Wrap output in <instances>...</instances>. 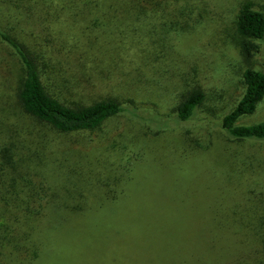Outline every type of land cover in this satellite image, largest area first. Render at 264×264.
<instances>
[{"label":"rangeland","instance_id":"rangeland-1","mask_svg":"<svg viewBox=\"0 0 264 264\" xmlns=\"http://www.w3.org/2000/svg\"><path fill=\"white\" fill-rule=\"evenodd\" d=\"M165 1L160 3L163 7L146 8V14L139 17L131 0H0V28L36 52L54 53L60 60L54 62H63L68 73L74 64L63 56L75 51L86 57L80 59L87 63L86 70L68 74L75 81H86L88 87L79 83V89L87 91L89 98L128 100L140 116L115 118L98 133L55 135L61 144L51 148L63 174L71 169L94 172L98 177H93L95 182L103 187L118 186L125 201L70 220L58 239L60 244L56 239L54 245L47 246L51 257L37 264H197L200 260L224 264L236 255V245L227 233L229 224L222 225L225 230L219 227L216 216L224 220L226 215L220 208L222 198L229 199L230 207L235 205L231 197L237 184L241 193L253 190L264 196V172L260 170L264 143L246 144L256 154L257 168L255 178L248 182L249 191L242 178L223 179V169L211 175L209 167L220 157L216 152H202L199 158L193 155L185 160L175 143L188 139L208 146L227 140L219 118L242 94L243 63L230 40L238 6L244 0L202 1L191 7L194 13L185 7L184 16L176 1ZM254 1L264 4V0ZM199 13L203 20L198 26L191 22V32L181 36L175 32L190 22L189 14ZM151 54L156 56L149 61ZM0 60L3 68L2 62L11 63L12 58L5 52ZM253 60L255 68L264 70V46ZM187 79L206 91L204 106L195 118L181 125L166 127L159 119L156 122V114L163 117L171 110ZM0 93L2 99L3 91ZM1 99L0 110L7 109ZM261 121L264 103L240 124ZM6 122L9 124L8 119ZM158 130L162 132L157 136ZM28 132L34 133L31 124ZM27 138L34 140L32 144L39 142L36 135L28 133ZM232 149L238 161L236 146ZM208 158L210 163L204 164ZM60 179L66 191L70 184L65 175ZM90 186H86L89 192ZM90 193L98 195L99 190ZM241 207L244 210L246 202ZM244 230L241 227V235ZM243 253L245 264H253L259 257L257 248L241 243Z\"/></svg>","mask_w":264,"mask_h":264},{"label":"trees","instance_id":"trees-1","mask_svg":"<svg viewBox=\"0 0 264 264\" xmlns=\"http://www.w3.org/2000/svg\"><path fill=\"white\" fill-rule=\"evenodd\" d=\"M131 1H134L135 4L130 5L139 17L146 14V8L163 7V3H160L166 2ZM174 1L180 6L181 15L184 16L188 9L194 13L191 7L202 1L206 4L207 0ZM122 10L124 12L125 7H122ZM188 17L190 22L174 29L180 36L192 31L191 22L198 26L202 22L199 20H203L202 13L198 16L189 14ZM233 31L230 45H233L241 56L243 88L232 109L219 118L220 130L227 140H218V143L215 141L208 146L188 139L176 140L175 148L180 149L181 157L185 160H189L193 155L199 158V153L202 152L207 155L216 152L220 157L215 160L216 155L214 156L215 161L209 167L211 175H217L218 169L221 172L223 169V172H226L223 179L233 181L235 177L242 178L245 182H241L245 183L244 187L249 191L251 188L248 182L255 178L257 168L254 165L256 154L247 149L246 144L264 143V121L249 125L240 122L255 115L264 103V70L253 66L254 56L262 51L264 46V4L254 0L241 1ZM152 43L156 45L155 42ZM0 46L3 49L0 55L3 57L6 52L12 58L11 63L2 62L6 66L0 67V91H3L0 99L8 107L0 110V264H37L46 257H51L52 250L47 246L54 245L56 239L58 245L60 244L58 239L60 240V235L62 238L61 232L70 220L87 217L96 212L94 209L101 210L109 204H121L125 201L118 186L104 185L108 187L106 189L95 182L93 177H98L94 172L85 174L71 169L63 174V168L58 159L53 157L51 148L55 143L61 144V140L56 136L98 133L115 118L123 115L140 117L139 110L132 108L128 100L113 97L89 98L91 96L87 91L80 90V84H83L84 89L88 87L86 81H75L68 74L75 75L81 68L86 70L87 63H81L80 59L87 58L78 56L75 51L63 56L74 64L73 71L70 68L68 73L63 62H54V59L60 61L54 53L43 49L36 52L10 31L2 28ZM58 56L61 58V55ZM155 56L151 54L149 61ZM206 100L204 88L198 83L191 84L187 79L183 89L177 93L171 110L163 117L156 114L155 120L158 122L159 119L167 125L166 127L181 125L195 118ZM15 115L17 118L9 119ZM29 124L34 133L28 132ZM161 132L162 130H158L156 135ZM25 133L27 137L28 133L31 137L36 135L39 142L32 144L34 140L28 139ZM232 146H236L240 155L238 161L241 162L235 160L233 152H230V148L231 151L234 150ZM91 148L88 146L89 150ZM203 163L208 165L209 158ZM262 165L260 164V170L263 169L264 172ZM129 174L127 181L130 182L132 175L131 172ZM64 175L70 184L66 191L62 190L63 186L60 184V177L63 179ZM88 183L92 188L90 192L99 190L98 195H92L87 190ZM233 187L235 189L231 202H235V205L230 207L229 199L222 198L224 202L220 208L224 209L226 215L223 216L224 220L217 218L219 214L216 216L219 227L225 230L222 225L229 224L228 237L233 239L237 250L234 258L230 260L232 262L229 263V257L224 264H245L244 253L241 255V243L243 247L250 246L255 251L258 249L259 257L256 260L254 258L253 264H264V196L258 192L254 193L253 190L246 194L241 193L240 184ZM249 194L251 198H248ZM245 202L246 207L242 210L241 204L243 206ZM241 227L243 230L245 228L242 235ZM52 232L55 233L53 237ZM197 264L207 262L200 260Z\"/></svg>","mask_w":264,"mask_h":264}]
</instances>
